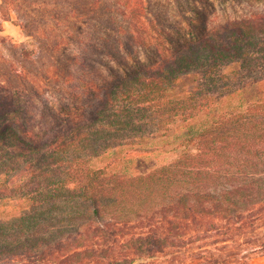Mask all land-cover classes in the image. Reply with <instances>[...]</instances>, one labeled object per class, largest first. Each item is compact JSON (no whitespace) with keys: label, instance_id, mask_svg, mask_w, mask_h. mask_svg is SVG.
I'll return each instance as SVG.
<instances>
[{"label":"trees","instance_id":"16d2710c","mask_svg":"<svg viewBox=\"0 0 264 264\" xmlns=\"http://www.w3.org/2000/svg\"><path fill=\"white\" fill-rule=\"evenodd\" d=\"M225 1L261 5L221 19L213 0H56L66 76L36 69L42 39L21 49L0 35L14 56L0 63V200L28 199L0 221V264H173L183 248L264 229V95L242 96L264 80V0ZM234 95L171 163L133 175L91 165Z\"/></svg>","mask_w":264,"mask_h":264},{"label":"rangeland","instance_id":"374dc122","mask_svg":"<svg viewBox=\"0 0 264 264\" xmlns=\"http://www.w3.org/2000/svg\"><path fill=\"white\" fill-rule=\"evenodd\" d=\"M213 1L216 3L215 13L221 19L242 15L261 5L259 3L252 5L247 1L234 4L225 0ZM56 4V0H34L26 8H16L14 5L6 4L3 0H0V16L8 17V19L3 21L0 35L6 41L16 43L21 49H32L37 45L40 46L39 39H42V52L34 58L36 69L41 70L46 67L49 75L55 71L60 73L63 71V75L66 76L67 70L64 68V56L59 60L52 53L54 33L61 34L60 31L53 29L51 20L49 21L51 9ZM204 9L209 12L213 19L215 13L212 15L206 7ZM9 44L4 43L0 39L1 64L3 62L8 64L14 62V56L11 54V45ZM40 84L42 85L41 90L48 92L51 86L55 85V80L53 81L52 77L48 80H43L42 83L40 81ZM189 84L190 81L187 77L181 79V83L174 89V93L181 92ZM263 95L264 80L249 86L242 96L245 97L246 101H249L251 99H260ZM241 100V95L223 99L220 104L215 106L214 110L208 113H203L188 122L176 121L171 131L166 134L150 137L135 144H122L113 147L104 154L95 157L91 161V165L95 168L105 167L110 172L133 175L171 163L190 150L191 147L188 143L190 129H202L212 124L218 118V115L238 106ZM27 204L28 199L23 197H10L0 200V221L19 215ZM260 239L264 240V229L262 227L253 229L250 232H242L233 240L220 241L208 247H199L196 244V246L191 248L181 249L178 254L179 257L173 264H216L212 262V259L216 256H224L229 259L233 257L241 259L246 256L248 264H264V247L253 245V242L259 243ZM247 240H250L251 244L246 242Z\"/></svg>","mask_w":264,"mask_h":264}]
</instances>
